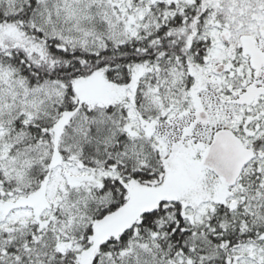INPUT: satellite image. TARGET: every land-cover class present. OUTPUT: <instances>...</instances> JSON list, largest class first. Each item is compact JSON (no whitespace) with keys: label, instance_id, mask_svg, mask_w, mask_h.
Wrapping results in <instances>:
<instances>
[{"label":"snow or ice","instance_id":"snow-or-ice-1","mask_svg":"<svg viewBox=\"0 0 264 264\" xmlns=\"http://www.w3.org/2000/svg\"><path fill=\"white\" fill-rule=\"evenodd\" d=\"M0 264H264V0H0Z\"/></svg>","mask_w":264,"mask_h":264}]
</instances>
